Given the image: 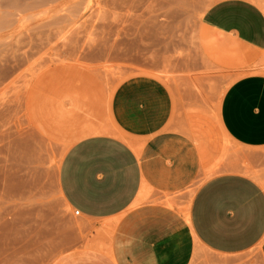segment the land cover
<instances>
[{
	"label": "rangeland",
	"instance_id": "obj_1",
	"mask_svg": "<svg viewBox=\"0 0 264 264\" xmlns=\"http://www.w3.org/2000/svg\"><path fill=\"white\" fill-rule=\"evenodd\" d=\"M217 1L0 0V264H50L83 229L57 174L87 128L159 168L133 210L187 219L199 185L223 173L264 189V147L237 144L219 117L234 80L264 74V51L206 26ZM187 264H264V239L234 255L194 243Z\"/></svg>",
	"mask_w": 264,
	"mask_h": 264
},
{
	"label": "crops",
	"instance_id": "obj_2",
	"mask_svg": "<svg viewBox=\"0 0 264 264\" xmlns=\"http://www.w3.org/2000/svg\"><path fill=\"white\" fill-rule=\"evenodd\" d=\"M203 21L257 53L264 51V12L250 0H219ZM219 117L237 144L264 147V74L234 80L222 96ZM83 131L88 135L71 145L57 174L59 192L79 211L83 229L71 233V244L50 264H187L194 243L234 255L264 239V189L251 176L223 173L204 180L190 200L187 219L165 216L154 204L133 210L145 183L155 185L159 168L147 171L119 137Z\"/></svg>",
	"mask_w": 264,
	"mask_h": 264
},
{
	"label": "built area",
	"instance_id": "obj_3",
	"mask_svg": "<svg viewBox=\"0 0 264 264\" xmlns=\"http://www.w3.org/2000/svg\"><path fill=\"white\" fill-rule=\"evenodd\" d=\"M74 215H75V216H78V215H79V211H78V210H75V211H74Z\"/></svg>",
	"mask_w": 264,
	"mask_h": 264
},
{
	"label": "bare ground",
	"instance_id": "obj_4",
	"mask_svg": "<svg viewBox=\"0 0 264 264\" xmlns=\"http://www.w3.org/2000/svg\"><path fill=\"white\" fill-rule=\"evenodd\" d=\"M57 60H60V58L57 59ZM72 60H73V59H72ZM89 65H90V64H89ZM156 70H157V69H156ZM156 70H155V71H156ZM172 86H173V85H172ZM222 128H223V127H222ZM200 131H201V130H200ZM202 131H203V130H202ZM202 131H201V132H202ZM225 134H227V133L225 132ZM226 136H227V135H226ZM228 137H229V136H228ZM220 149H221V148H220ZM205 163H206V161H205Z\"/></svg>",
	"mask_w": 264,
	"mask_h": 264
}]
</instances>
